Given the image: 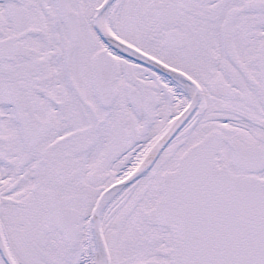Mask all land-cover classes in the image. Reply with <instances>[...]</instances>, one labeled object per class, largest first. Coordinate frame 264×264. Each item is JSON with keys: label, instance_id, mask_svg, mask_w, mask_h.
<instances>
[{"label": "snow or ice", "instance_id": "obj_1", "mask_svg": "<svg viewBox=\"0 0 264 264\" xmlns=\"http://www.w3.org/2000/svg\"><path fill=\"white\" fill-rule=\"evenodd\" d=\"M0 264H264V0H0Z\"/></svg>", "mask_w": 264, "mask_h": 264}]
</instances>
